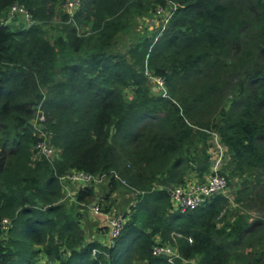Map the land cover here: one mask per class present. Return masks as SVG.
<instances>
[{
    "label": "trees",
    "instance_id": "16d2710c",
    "mask_svg": "<svg viewBox=\"0 0 264 264\" xmlns=\"http://www.w3.org/2000/svg\"><path fill=\"white\" fill-rule=\"evenodd\" d=\"M15 4L31 16L17 30L3 21ZM169 4L157 35L116 52L137 17ZM55 5L0 0V264H170L152 253L157 237L177 248L174 264H264V218H228L221 195L179 214L167 190L208 173L205 131L227 148L232 178L264 176V0H81L64 20L88 21L89 34L72 26L51 43L41 24ZM39 104L55 159L32 154L43 141L30 124ZM70 171L105 176L104 194L91 184L61 203ZM128 187L138 202L119 237L86 242L80 209L111 214L110 197ZM236 201L264 211V180L244 181Z\"/></svg>",
    "mask_w": 264,
    "mask_h": 264
},
{
    "label": "rangeland",
    "instance_id": "374dc122",
    "mask_svg": "<svg viewBox=\"0 0 264 264\" xmlns=\"http://www.w3.org/2000/svg\"><path fill=\"white\" fill-rule=\"evenodd\" d=\"M67 1L68 0H56V5H55L56 9H55V14H54L53 18L50 19L49 22L41 24L43 26V30L45 32L46 39L48 41H50L51 43L54 42V40H56L60 36H64L65 31H68L72 26L76 27L77 32L80 35L89 34V32H90L91 23H89L88 21L75 25V24H71L69 22V20H67V21L64 20V17L69 16V11L66 9ZM15 5H18V4H15ZM18 6H20V5H18ZM17 8L21 9L19 7H17ZM173 8L174 7L171 4H169L167 6V8H163L162 6H156L152 10H149L146 14L137 17L136 18L137 20H135L133 28H131V34L127 37H124V38L120 37L118 39L116 46H115L116 52H122L123 53L126 50V48L129 46V42H132L133 40L136 41L138 38L145 37V36L149 38L151 35H153L155 33L157 35V32L159 31V29L166 26L167 21L171 16V12H172ZM26 12L27 11L24 8L23 12H17L14 15H11V8H10L9 11L7 12V14L4 16L3 21L6 24H8L14 30L20 29L22 27H26L30 23V17H31L30 14L28 12L27 13ZM27 14H29L30 17ZM71 22L72 23L74 22L73 17H72ZM145 75L148 79L147 85L150 86L152 91L154 93H157L158 95L164 96L166 93L164 83L162 85H160L161 81L157 80V79H161V78L156 77V76H152V73L149 71V69L145 70ZM161 80H163V79H161ZM42 92H43V94H45L46 90L43 89ZM124 94L126 96L130 95L129 92H125ZM34 114H35L34 118H33L32 122H30V124L33 128H35L36 131L40 130V132H38L39 137H41L42 140H45L53 148V150L55 151V157L51 156V159H55L59 155V150H57V148L53 146V144L51 142V138L49 136V132L46 131L49 129L47 128V117L45 115V111L43 109L42 104H39L36 107ZM205 132L208 135L207 145H206V155L209 158L208 169H207V172H209V169H210L211 165L213 164V161H212L213 156L211 154V153H213L212 152L213 146H212V142H211V134H213L214 132H210V131H205ZM32 152H34L32 154H34V156H35V154H36L35 146L32 147ZM226 159L224 160V162L220 168V172L223 175H226L227 180H228V189L224 193V195H221L227 201V204L225 205V210L222 212V214H225V211H227L226 215L228 218H230V217L234 218L238 215L239 216H245L247 218L248 223H252L255 220H260L261 218H264V211L263 210L258 209L255 206H247L246 207V205H248V203H243V204L240 203L239 204L236 201L237 192L241 188V185L244 181L251 182V184H255L257 178H259L263 181L264 176L261 177V175L255 174L254 176L251 177L250 173H246V174H243L241 176H237V177L232 178L231 174H230L231 166H233L232 162H231V158H229L228 161ZM190 176H191V174H187L186 179L189 178ZM95 177L99 178L98 182H96V185H97L96 191L98 192L99 186H106L107 178L105 176H103V177L95 176ZM120 181L125 186L128 185V183L125 182L123 179H121ZM60 183H61L62 188L68 187L69 190H71V191L73 190L74 192L77 190V188H72V186L70 184H68V182H64L63 179H61ZM128 188H129L128 190H126V189L125 190L124 189L117 190L112 195V197H110L112 202L114 201L113 211L111 214H113V215H117V214L118 215L119 214L124 215V212H122V211H124V209L126 207H128L130 205V207H128V210H130V208L132 206H134L136 202H138L135 199L138 192L134 191L130 187H128ZM171 188H173V187H169L167 190L170 191ZM101 190H103V189H101ZM85 211L88 212V210H85ZM91 215L95 219V215L92 213V211H91ZM96 217H98V216H96ZM96 219H98V218H96ZM231 222H232V219H231ZM99 226H103V223L100 222L98 225H96L94 227L96 229V231H95L96 233L94 234L93 231L89 229L90 223H85V229L84 230H86V232H85L86 242H88V240L98 241V239H99L98 242H101V243L104 242L106 244L109 243L107 228L103 226V227H101L102 228L101 229ZM101 234H104V236H101ZM260 237H263V243H264V233H262ZM159 240H160V238H159ZM104 243H102V244H104ZM42 259H43V257L40 258V261H42ZM197 262L198 261L195 259V260H191V262H183L182 264H197Z\"/></svg>",
    "mask_w": 264,
    "mask_h": 264
},
{
    "label": "built area",
    "instance_id": "2783aa9c",
    "mask_svg": "<svg viewBox=\"0 0 264 264\" xmlns=\"http://www.w3.org/2000/svg\"><path fill=\"white\" fill-rule=\"evenodd\" d=\"M80 4L81 0L67 1L66 9L69 11L70 17H72L78 11ZM17 7L21 9H18ZM23 9L24 8L22 6L13 5L11 7V15H14L17 12H23ZM157 80L161 81L160 85L163 84V80ZM38 131L40 132V130ZM211 142L213 146V153H211L213 156V164L211 165L209 172L203 175L202 178H198L196 175L191 174L189 178L184 180L183 184L175 186L169 191L170 202L174 212L185 214L189 211H193L203 206L210 198L218 195H224V193L227 191V176L220 172V168L226 158L227 161L229 160L230 154L227 148H225L221 143L217 134H211ZM35 150L36 155L45 156L47 158H51V156L55 157V151L45 140L38 143L35 146ZM61 179L68 183H80L83 187L96 184V182L99 180V178H96L93 175L80 171H71L64 176H61L59 180L61 181ZM91 211L95 216H101L107 222V227L109 230L108 244L117 239L123 230L126 217L122 214H103L96 205L91 207ZM8 227V221L4 220L2 229L7 230ZM152 253L156 257H166L168 263L170 264H174L176 259H180L177 248L175 246L161 244L158 237L156 238L152 247Z\"/></svg>",
    "mask_w": 264,
    "mask_h": 264
},
{
    "label": "crops",
    "instance_id": "0c3cea01",
    "mask_svg": "<svg viewBox=\"0 0 264 264\" xmlns=\"http://www.w3.org/2000/svg\"><path fill=\"white\" fill-rule=\"evenodd\" d=\"M68 184H70L72 186V188L80 189L81 187H83L82 184H80V183H68ZM102 187L103 186H99L98 187V189H99L98 193L101 194V195H103V190H104ZM101 189H103V190H101ZM75 192L73 190L72 191L69 190L68 187L62 188V194L63 195H62V198H61L60 202L64 203L65 205H71L75 201V198H74V193ZM128 207H130V205ZM128 207H126L124 209V211H122V212H124V215L128 213V211H129ZM80 210L84 213V216H83L84 219H83V222H82L83 223L82 224L83 225L82 226L83 230L85 229V223H90L89 229L92 230L93 233L95 234L96 233L95 232L96 229L94 227L96 225H98L100 222H102L103 226L106 227L107 230H108L107 222L104 220V218H102L101 216H98V217H95V219H94V217L91 215V206L87 209L88 212L85 211V209L84 210L80 209ZM96 218H98V219H96ZM103 226H99V227L101 228ZM84 232H86V230H84ZM101 236H104V234H101ZM98 241H99V239H98ZM102 243H104V242H102ZM104 244H106V243H104Z\"/></svg>",
    "mask_w": 264,
    "mask_h": 264
},
{
    "label": "water",
    "instance_id": "95a60500",
    "mask_svg": "<svg viewBox=\"0 0 264 264\" xmlns=\"http://www.w3.org/2000/svg\"><path fill=\"white\" fill-rule=\"evenodd\" d=\"M93 205H95V203H94ZM93 205H92V206H93Z\"/></svg>",
    "mask_w": 264,
    "mask_h": 264
},
{
    "label": "clouds",
    "instance_id": "9594fccd",
    "mask_svg": "<svg viewBox=\"0 0 264 264\" xmlns=\"http://www.w3.org/2000/svg\"><path fill=\"white\" fill-rule=\"evenodd\" d=\"M92 207V206H91Z\"/></svg>",
    "mask_w": 264,
    "mask_h": 264
}]
</instances>
